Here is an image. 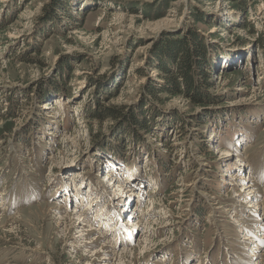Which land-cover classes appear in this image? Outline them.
Segmentation results:
<instances>
[{"label": "rangeland", "instance_id": "obj_1", "mask_svg": "<svg viewBox=\"0 0 264 264\" xmlns=\"http://www.w3.org/2000/svg\"><path fill=\"white\" fill-rule=\"evenodd\" d=\"M55 2L0 0V264H264V0ZM192 29L209 86L153 95Z\"/></svg>", "mask_w": 264, "mask_h": 264}, {"label": "trees", "instance_id": "obj_2", "mask_svg": "<svg viewBox=\"0 0 264 264\" xmlns=\"http://www.w3.org/2000/svg\"><path fill=\"white\" fill-rule=\"evenodd\" d=\"M62 1L63 0H56L55 3L59 6L62 4ZM168 39L167 42L169 44L167 47L161 46L153 53V63L155 60L162 61L163 58L166 59L164 63L159 64V68L164 73H169V79L165 80L162 86L160 85L161 88H158L157 83H150L148 91L153 95L161 92H172L175 94H187L196 99L199 98L202 89L200 83H198L196 79L203 78L204 85L209 86L208 81L215 72L214 64L208 57L209 54L206 51V47L201 42V37L192 29L190 32H180L173 37L169 36ZM104 110L107 111V115L109 113L110 116H123L122 112H108L107 108ZM104 110L102 109L100 112ZM96 112L97 110H95V113ZM123 117H125V120L129 123L145 131H150L151 123L144 120L143 117L134 120L136 116L133 113H129V115H124Z\"/></svg>", "mask_w": 264, "mask_h": 264}, {"label": "bare ground", "instance_id": "obj_3", "mask_svg": "<svg viewBox=\"0 0 264 264\" xmlns=\"http://www.w3.org/2000/svg\"><path fill=\"white\" fill-rule=\"evenodd\" d=\"M148 47V44L145 46V48H147ZM125 166V165H124ZM117 169V168H116ZM118 170V169H117ZM127 170V169H126ZM121 171H123V169L121 168ZM74 174L72 175V176H70V178H69V180H67L66 181V183H65V190L67 191L66 192V194H68V193H73L74 194V191L75 190H79V192L80 193H82L83 192V195H84V192H85V189H86V184H81V182H82V178H83V176H84V174L83 173H86V172H84L82 169H79V170H77V171H75V172H73ZM108 174H109V177L106 179L105 178V180H103V182H105L106 184H107V186H109V184L111 185V184H114V181H111L109 184L107 183V181L108 180H110L111 179V177H113L114 178V175H112V173H111V171H108ZM120 175H122L121 173H120ZM247 177V176H246ZM245 177V178H246ZM244 177H242V179H245ZM240 179H241V177H240ZM69 181V182H68ZM84 181V180H83ZM117 181V183H118V180H117V178L115 179V182ZM249 182H250V179H249ZM244 187H246V191L244 192V194H241L240 195V197H244L249 203H252L251 205H249L248 206V208H249V210H251L252 212L254 211L255 213L259 210V206H258V204H256L255 202H253V200L251 201V195H252V192H253V190H251V188H253V185H251V183H248L247 181L246 182H244ZM124 186V185H123ZM123 186L121 187H118L120 190H119V192H118V196H117V198L116 199H119L120 201H122V200H125L126 199V201H127V199L129 198V194H127V192H125V190L127 189V188H125V189H123ZM116 187H117V184H116ZM248 189H250L248 192H247V190ZM249 193H251V194H249ZM69 199V198H68ZM67 199V200H68ZM81 199H83V198H81ZM81 199H79V200H81ZM70 201H72V198H71V196H70V199H69ZM94 200V199H93ZM93 200L91 201V203L93 202ZM56 202V201H55ZM57 203V202H56ZM55 203V204H56ZM67 203V205H68V201L66 202ZM91 203H89V205H88V207H91ZM237 203V202H236ZM235 206H237V205H235ZM68 208V206H66L65 204H63V203H61V204H59V206L56 208V210H57V214H60V212L61 211H63L62 209H64V208ZM143 209V208H142ZM234 209H236V207H234ZM260 209H264V204L262 205V206H260ZM68 211V210H67ZM260 211V210H259ZM100 215V214H99ZM78 216V220H77V222L78 221H80L81 222V218H82V214H78L77 215ZM138 216V215H137ZM146 216V215H145ZM105 218V217H104ZM106 219V218H105ZM142 219H144V218H142ZM109 220V219H108ZM80 222H78V228L81 226V223ZM136 222V221H135ZM247 222H249V221H247ZM76 223V222H75ZM138 223H139V220H138ZM240 223H242V222H240ZM239 223V224H240ZM246 223V222H245ZM142 224L143 223H140V226L139 227H142ZM261 224V223H260ZM133 225H135L134 224V221H133ZM83 230V229H82ZM143 232V231H142ZM148 232V230L146 231V233ZM142 234V233H141ZM81 236V235H80ZM143 236H145V233L143 232ZM244 236V238H243V241L245 242V244H247V240L250 238L249 236H247V235H243ZM80 238V237H79ZM98 241V240H97ZM96 241V242H97ZM94 243H95V241H94ZM93 243V244H94ZM92 245H88V242H86L85 243V247H88V248H90ZM109 247H112V245H107L106 247H105V249L103 250V251H98V252H95V256H99L100 258H101V263L100 264H113V262H114V259L117 257L116 256V254L117 255H119L120 253H122V254H124L125 253V250H122V252H120V251H118L117 250V248H114V249H109ZM257 248V247H256ZM90 250V249H89ZM257 256H258V252H257V254H256ZM117 259V258H116Z\"/></svg>", "mask_w": 264, "mask_h": 264}]
</instances>
